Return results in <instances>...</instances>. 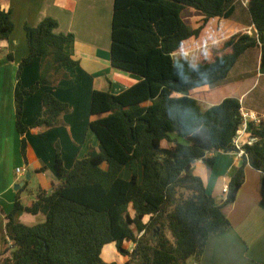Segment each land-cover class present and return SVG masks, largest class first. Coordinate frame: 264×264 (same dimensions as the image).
Listing matches in <instances>:
<instances>
[{
	"label": "trees",
	"instance_id": "obj_1",
	"mask_svg": "<svg viewBox=\"0 0 264 264\" xmlns=\"http://www.w3.org/2000/svg\"><path fill=\"white\" fill-rule=\"evenodd\" d=\"M3 1L0 42L7 41L14 29ZM113 1L112 66L141 80L117 95L92 93L90 130L99 147L90 148L86 158L67 170L57 146L59 184L51 192L39 190L30 207L17 197L5 227L13 249L0 257V264H118L104 261L108 245L130 258L124 264L199 261L209 240L230 229L224 208L235 202L247 165L262 175L264 208L263 122L250 124L259 141L246 147L247 156L231 178L223 202L210 195L202 178L193 173L198 161L214 166L211 154L233 152V139L243 124L238 98H226L204 110L193 93L229 78L243 56L255 49L261 52L264 72V0H248L252 34L233 35L196 65L176 54L187 42H200L212 21L231 19L240 0ZM189 9L201 15L195 27L185 19ZM57 28L53 18L25 28L28 55L18 76L35 58L42 60L40 81L28 90L19 81L15 91L16 129L25 161L26 134L31 130L23 122L25 98L42 86L70 79L65 69L78 63L67 52L74 35L57 34ZM7 60H13L12 54ZM42 112L33 128L60 125L70 107L46 94ZM21 213L44 214L46 220L30 227L17 220ZM127 243L134 246L132 251Z\"/></svg>",
	"mask_w": 264,
	"mask_h": 264
},
{
	"label": "crops",
	"instance_id": "obj_2",
	"mask_svg": "<svg viewBox=\"0 0 264 264\" xmlns=\"http://www.w3.org/2000/svg\"><path fill=\"white\" fill-rule=\"evenodd\" d=\"M2 8L10 12L14 25L9 39L0 42V209L3 211L0 213V248L6 249L10 254L13 245L6 237V215L13 211L18 196L24 207H30L39 190L51 192L52 186L59 184L55 168L57 146L67 170L71 169L77 160L86 158L90 148L99 147L97 137L90 130L93 120L92 93L101 91L117 95L136 85L141 79L112 66L113 0H4ZM46 18L57 21V34L74 35V42L67 47V52L78 60V63L65 69L70 79L62 80L55 86H42L33 95L25 98L23 122L31 128L26 134L25 161L21 154V136L16 129L15 91L19 81L22 89L28 90L41 79L40 57L25 67L20 76L18 71L28 55L25 28L37 27ZM219 21H212L205 32L212 24L218 25ZM238 30L241 31L242 28ZM191 43L196 42H187L176 57L188 58L189 53L193 54L198 50L189 48ZM252 51L242 59H246ZM8 54H12V61L7 60ZM256 62L258 67L255 74L250 72L244 73L246 76L238 75L233 82L227 78L215 86L196 89L193 96L200 104L205 101L206 104L210 103V106L217 105L229 97L238 98L242 109L256 112L264 123V95L260 101L254 103L246 101L264 78V72L260 68L261 52L256 56ZM256 74L260 76L259 80ZM253 79L257 80L255 84L240 95L230 91L231 93H226L218 99L222 88H228L234 83L243 85L241 83ZM46 94H52L59 101L68 104L70 112L62 117L58 126L33 128L35 122L42 117V99ZM204 94H207L209 100L203 98ZM209 157L215 159L214 166L209 168L203 161H198L193 165V173L202 178L210 195L223 202L226 198L223 190L229 186L231 178L242 164V159L235 152H219ZM30 166L34 167V172ZM28 174L31 176L30 180L24 185H19ZM245 175V183L235 202L224 208V213L231 223L230 229L224 235L209 240L199 261L188 260L185 264H264V208L261 206L260 194L262 175L250 165L245 167ZM17 186L20 187L19 190H16ZM40 217L44 218V221ZM17 220L31 227L45 222L46 216L21 213ZM113 247L108 245L112 252ZM125 247L129 249L133 248V245L127 243ZM104 261L124 264L130 262V258H104Z\"/></svg>",
	"mask_w": 264,
	"mask_h": 264
},
{
	"label": "rangeland",
	"instance_id": "obj_3",
	"mask_svg": "<svg viewBox=\"0 0 264 264\" xmlns=\"http://www.w3.org/2000/svg\"><path fill=\"white\" fill-rule=\"evenodd\" d=\"M114 3V1H113ZM247 4L248 0H240V2L237 5V10L235 15L231 19H220L219 24L216 25L215 23L211 25V27L204 33L203 35V40H200V42L196 43H191V46L189 48L196 49L193 54L189 53L188 60L191 61L192 64L196 65L203 59H205L208 56L209 51L212 49L213 51H217L222 47L223 43L225 40L229 39L233 35L239 33V32H244L248 34H252V29L253 27L251 26V21L249 14L247 12ZM201 15L199 12H196L194 10H187L185 13V19L191 24V26L195 27V20L199 18ZM242 28L241 31L238 29ZM210 36V37H209ZM226 37V38H225ZM212 40V42H206L208 40ZM211 43V44H210ZM194 44V45H193ZM205 45V46H203ZM187 48V49H189ZM3 53V50L1 51ZM260 50L255 49L253 50L246 59H241L239 63L236 65V67L233 69V71L230 74V77L228 79H231L233 82L236 79V76H246L248 73L256 71L255 69L258 67L257 62H256V56L259 54ZM186 56V55H185ZM186 56V57H187ZM181 57V56H179ZM183 57V56H182ZM247 73V74H244ZM232 76V77H231ZM258 80L260 79V76L256 74ZM257 80L253 79L252 81L248 82H243L241 84L243 85H237L233 84L229 86L228 88H222L221 90V95L218 97L221 98L223 97L226 93H231L230 91H233L234 94L240 95V93L244 92L247 90L249 87L255 84ZM264 95V78L262 79L261 85L256 89L254 93H252L249 97H247L246 101L249 103H254L256 101H260V98ZM203 98L206 100L208 98L207 94L203 95ZM211 99V98H210ZM213 100V99H212ZM211 104L203 101L201 104L202 108L204 110L210 108ZM94 119V118H93ZM30 169L34 172V167L30 166ZM26 179H22L18 184H22L23 181ZM44 215V214H42ZM42 218V217H40ZM44 221V218H42ZM4 244V242H1ZM5 246V245H4ZM3 246V247H4ZM132 247L129 248L130 251H132ZM103 253V259H113V258H120L124 259V257H121V255L116 251V249L113 247V252L108 249V246H106L104 249ZM6 253V255H5ZM9 254V251H6V249L0 248V257L2 255L7 256ZM3 259V258H2ZM189 260H194L193 258Z\"/></svg>",
	"mask_w": 264,
	"mask_h": 264
},
{
	"label": "built area",
	"instance_id": "obj_4",
	"mask_svg": "<svg viewBox=\"0 0 264 264\" xmlns=\"http://www.w3.org/2000/svg\"><path fill=\"white\" fill-rule=\"evenodd\" d=\"M241 113L243 117V124L233 139V145L235 148L233 152H235L239 158L243 159L247 156L246 147L253 146L259 141L257 137L252 135L249 126L251 123L255 126H259L262 123V119L259 114L253 111H246L242 109ZM20 172L21 171L19 170L18 173ZM228 191L229 188L226 186L223 190V194L227 195Z\"/></svg>",
	"mask_w": 264,
	"mask_h": 264
},
{
	"label": "water",
	"instance_id": "obj_5",
	"mask_svg": "<svg viewBox=\"0 0 264 264\" xmlns=\"http://www.w3.org/2000/svg\"><path fill=\"white\" fill-rule=\"evenodd\" d=\"M30 177H31L30 174H28V175H27V178H26V181H25L24 183H22V185L26 184V183L30 180ZM22 185H21V186H22ZM19 189H20V187L17 186V187H16V190H19Z\"/></svg>",
	"mask_w": 264,
	"mask_h": 264
},
{
	"label": "clouds",
	"instance_id": "obj_6",
	"mask_svg": "<svg viewBox=\"0 0 264 264\" xmlns=\"http://www.w3.org/2000/svg\"><path fill=\"white\" fill-rule=\"evenodd\" d=\"M263 122V121H262ZM134 247V246H133Z\"/></svg>",
	"mask_w": 264,
	"mask_h": 264
}]
</instances>
